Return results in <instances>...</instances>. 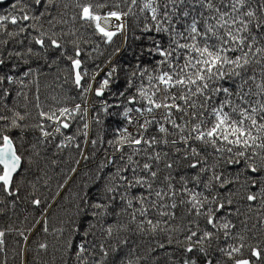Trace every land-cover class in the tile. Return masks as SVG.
<instances>
[{
	"label": "snow or ice",
	"instance_id": "obj_1",
	"mask_svg": "<svg viewBox=\"0 0 264 264\" xmlns=\"http://www.w3.org/2000/svg\"><path fill=\"white\" fill-rule=\"evenodd\" d=\"M0 264H264V0H0Z\"/></svg>",
	"mask_w": 264,
	"mask_h": 264
}]
</instances>
